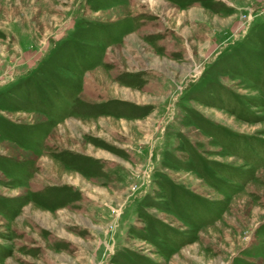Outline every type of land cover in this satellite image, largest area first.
I'll list each match as a JSON object with an SVG mask.
<instances>
[{"label": "rangeland", "instance_id": "374dc122", "mask_svg": "<svg viewBox=\"0 0 264 264\" xmlns=\"http://www.w3.org/2000/svg\"><path fill=\"white\" fill-rule=\"evenodd\" d=\"M0 264H264V0H0Z\"/></svg>", "mask_w": 264, "mask_h": 264}]
</instances>
